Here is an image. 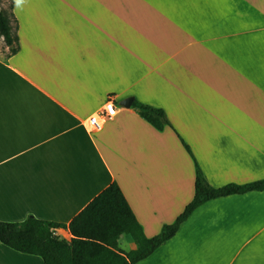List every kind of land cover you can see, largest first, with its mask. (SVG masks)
<instances>
[{
  "label": "crops",
  "instance_id": "crops-1",
  "mask_svg": "<svg viewBox=\"0 0 264 264\" xmlns=\"http://www.w3.org/2000/svg\"><path fill=\"white\" fill-rule=\"evenodd\" d=\"M0 53V221L68 224L115 181L147 237L194 195L264 179V0H12ZM132 96L160 107L159 131ZM107 98L116 114L85 119ZM71 264L67 227L53 230ZM122 242V244H121ZM122 251L135 248L128 235ZM0 264H44L0 242ZM135 264H264V190L210 199Z\"/></svg>",
  "mask_w": 264,
  "mask_h": 264
},
{
  "label": "trees",
  "instance_id": "trees-1",
  "mask_svg": "<svg viewBox=\"0 0 264 264\" xmlns=\"http://www.w3.org/2000/svg\"><path fill=\"white\" fill-rule=\"evenodd\" d=\"M7 1L8 11L0 5V36L8 48L7 55H10L18 51L19 43L17 20L12 11L13 3L12 0ZM132 107L157 130L161 131L166 126L173 128L162 108L136 99H133ZM179 139L194 162V195L175 220L163 224L156 235L145 236L119 185L113 181L90 200L67 225L31 215L19 222L0 221V242L16 251L37 255L44 264H64L60 251L64 253L66 247L60 246L58 249L52 233L56 228L67 227L71 234V264H135L171 239L189 215L208 200L264 190V179L242 185L212 186L204 177L189 146L181 137ZM122 234L130 237L135 244L134 249L127 252L119 249L118 238Z\"/></svg>",
  "mask_w": 264,
  "mask_h": 264
},
{
  "label": "built area",
  "instance_id": "built-area-1",
  "mask_svg": "<svg viewBox=\"0 0 264 264\" xmlns=\"http://www.w3.org/2000/svg\"><path fill=\"white\" fill-rule=\"evenodd\" d=\"M116 106L111 98H107L104 105L98 110V112L89 115L84 121L85 130L89 133L99 131L103 122L107 118H111L116 114Z\"/></svg>",
  "mask_w": 264,
  "mask_h": 264
},
{
  "label": "rangeland",
  "instance_id": "rangeland-1",
  "mask_svg": "<svg viewBox=\"0 0 264 264\" xmlns=\"http://www.w3.org/2000/svg\"><path fill=\"white\" fill-rule=\"evenodd\" d=\"M1 7L5 10L8 11V1L7 0H1V3H0ZM8 51V48L4 45V42H3V38L0 36V53L1 54H6ZM122 244V242H121Z\"/></svg>",
  "mask_w": 264,
  "mask_h": 264
},
{
  "label": "water",
  "instance_id": "water-1",
  "mask_svg": "<svg viewBox=\"0 0 264 264\" xmlns=\"http://www.w3.org/2000/svg\"><path fill=\"white\" fill-rule=\"evenodd\" d=\"M133 97L128 96L126 98H123L122 100L119 101V105L129 108L132 105Z\"/></svg>",
  "mask_w": 264,
  "mask_h": 264
}]
</instances>
